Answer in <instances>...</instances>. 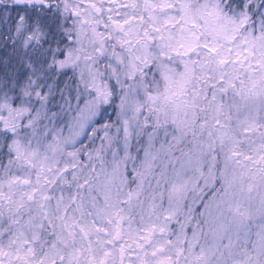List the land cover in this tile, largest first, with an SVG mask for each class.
I'll list each match as a JSON object with an SVG mask.
<instances>
[{
	"label": "snow or ice",
	"instance_id": "snow-or-ice-1",
	"mask_svg": "<svg viewBox=\"0 0 264 264\" xmlns=\"http://www.w3.org/2000/svg\"><path fill=\"white\" fill-rule=\"evenodd\" d=\"M0 264H264V0H0Z\"/></svg>",
	"mask_w": 264,
	"mask_h": 264
}]
</instances>
